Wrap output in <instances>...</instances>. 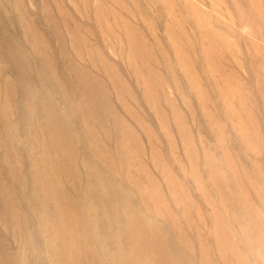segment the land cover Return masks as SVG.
Masks as SVG:
<instances>
[{"label": "rangeland", "instance_id": "rangeland-1", "mask_svg": "<svg viewBox=\"0 0 264 264\" xmlns=\"http://www.w3.org/2000/svg\"><path fill=\"white\" fill-rule=\"evenodd\" d=\"M0 264H264V0H0Z\"/></svg>", "mask_w": 264, "mask_h": 264}]
</instances>
